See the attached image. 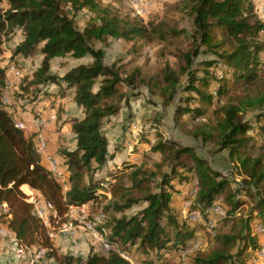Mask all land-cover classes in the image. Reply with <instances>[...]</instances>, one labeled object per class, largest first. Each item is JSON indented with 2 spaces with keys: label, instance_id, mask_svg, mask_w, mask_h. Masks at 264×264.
Segmentation results:
<instances>
[{
  "label": "trees",
  "instance_id": "16d2710c",
  "mask_svg": "<svg viewBox=\"0 0 264 264\" xmlns=\"http://www.w3.org/2000/svg\"><path fill=\"white\" fill-rule=\"evenodd\" d=\"M3 0H0V2ZM0 9V45L14 29L21 39L14 54L27 56L37 50L38 66L20 86L47 94L42 88L54 85L57 92L72 89V101L81 109L71 119L74 148L62 149L67 188L40 162V153L30 137L14 124L2 102L4 67H0V222L29 250L44 248L54 264H177L190 242L209 233L204 222L214 221V247L209 252L187 253L193 264H252L250 258L262 239L253 225L264 227V21L256 13L253 0H182L178 10L188 24L176 28L164 20L142 23L100 7L97 0H5ZM68 6V10L63 7ZM82 9L95 14L83 28L75 26L73 15ZM186 35L185 51L175 54L180 64L175 71L166 68L149 75L138 66L125 71L116 61L106 63L103 50L95 42L167 41ZM220 34V35H219ZM71 55L87 59L62 75L50 72V61ZM181 76H185L183 86ZM140 89L157 92L170 104L179 92L173 120L187 116L189 136L200 146L225 151L230 175L215 169L197 145L178 142L151 121L155 139L149 152L157 154L139 164L123 161L107 171V203L98 231L107 230L105 239L112 248L100 253L89 250L84 258L57 252L27 201L20 186L26 184L62 215L69 205H79L95 197L100 179L95 173L111 158L105 124L128 104ZM262 121L261 125H256ZM142 133V138H146ZM249 150L258 153L252 155ZM92 164H94L92 166ZM234 175V176H233ZM239 179H237L238 177ZM196 182L189 209H196L200 221H188L173 205L172 193L183 199ZM242 195L243 199L240 198ZM218 204L223 215L210 208ZM248 204L241 216L239 209ZM136 208V211L128 213ZM253 222V224H252ZM229 223L226 230L222 228ZM119 252L132 257L123 258Z\"/></svg>",
  "mask_w": 264,
  "mask_h": 264
},
{
  "label": "rangeland",
  "instance_id": "374dc122",
  "mask_svg": "<svg viewBox=\"0 0 264 264\" xmlns=\"http://www.w3.org/2000/svg\"><path fill=\"white\" fill-rule=\"evenodd\" d=\"M181 1L182 0H97L100 7L109 8L121 16L127 15L131 18H137L142 23L164 20L169 25L176 28H185L188 22L178 10ZM255 1L258 9V6L263 0ZM2 3L3 1L0 2V9H2ZM63 9L68 10V6L63 7ZM94 17V13L88 9H82L77 12V14L73 15V20L75 26L81 29L90 21L94 20ZM258 17L264 21L263 14ZM20 38L21 31L19 29H14L10 38L4 40L0 45V67H4V87L2 89L1 99L5 105L9 104L7 108L14 119V123L17 120H21L19 122L24 124L25 128L27 122L29 123L33 131L28 137H30L35 143L39 153L44 157L47 156V158L56 159L58 161V158L49 156V154L52 152V147L56 145L57 147L61 146L63 149L68 150L74 146V135L69 126H67L63 120L71 119L72 115L76 113V107L71 104L72 99H70L69 90L64 91L63 98L59 97L62 98L59 103H56L55 100L52 101L53 98H56L55 92H57L55 91L57 88L54 85H48L42 88V91H47L46 95L42 92L38 94V91L33 87H30L26 91L21 90L20 86L25 85L26 78L31 71L38 66L41 57L37 50H34L27 56L14 54V47L19 42ZM188 44V38L183 34L178 39H168L167 41L153 40L148 42L145 40H135L126 42L123 40L108 39L104 42H95L94 46L100 47L103 50V57L106 63L116 61L125 71L132 69L134 66H138L144 73L149 75H160L161 71L166 68L175 71L178 70L180 62L175 54L180 51H185ZM260 57L264 61L263 52L260 53ZM84 60L85 59L73 58L69 54L64 57H57L53 60L51 59L50 72L56 74L62 73L65 70L66 65L74 66ZM184 81L185 76H181L180 88L181 85L183 86ZM59 94L60 93H58V95ZM181 95H189V92H179L172 103L166 104L157 92L148 93L145 89H140L138 94L136 93L130 97L128 104L123 106L127 108L128 113L124 114L125 112H122L121 116H117V114L113 121L105 124L104 129L105 135L108 139V151H112L113 146L119 145V136L117 138L113 137V135L119 131H121L122 135L125 132L133 135L134 132V144H138L137 146H142L147 150V148L150 147L148 140L155 139V130L149 128L151 125L150 122L155 120L160 123L161 131H163V133L169 138L181 143L200 146L189 136L190 134L188 131L191 126L187 121V116L181 118L177 123L173 120L174 107L178 101L177 97ZM4 100L6 102H4ZM32 110H39L41 114L46 115H52L51 113H53L51 122L39 129L33 127L30 123V114L33 113ZM132 117H134L136 121L134 122L135 125L130 127L131 125L126 124L124 121L126 120L127 123H131L133 122L131 121ZM261 124L262 121H259L256 125ZM145 130H147L148 133H146V138L143 139L140 137L139 133L144 132ZM111 138H114V141H111ZM123 140L124 139H122V143H124ZM256 141L258 144H262L264 143V137L257 138ZM126 144L124 143L123 147H126ZM199 148L203 150L202 153L208 157L211 165L215 169L228 175V178L232 180V185L235 186L237 180H233L230 175V167L226 152H215L209 145L203 147L200 146ZM117 150L114 154L118 153ZM249 151L252 155L258 153L256 150ZM93 165L94 164H92V166ZM60 171L61 176H56L59 181L64 175V171L61 169ZM95 174H98V171ZM98 176L100 175L98 174ZM237 179H239V177ZM259 187L264 191V182L259 184ZM191 188L192 187H190V189ZM172 196L175 198L174 193H172ZM26 197L27 201L32 202L33 205L36 204L37 206L41 204L42 200L37 196L26 195ZM107 198L108 196L101 195L99 199L94 198L88 200L87 202L82 203V205L79 204L78 207L74 206L72 208L69 207L70 205L68 206L67 211L62 214L65 216H62L63 218L59 223L71 226L74 231L72 234L60 235L59 233H56L52 236L51 239L53 240L57 252L80 256L82 258L86 256L90 249L104 253L102 252L99 237L93 236L91 232L83 228V220L84 217L94 218L95 214L102 210V207L107 203ZM188 198L189 197L183 199L181 195H178L174 201H176V203H183V201ZM240 198L243 199L242 195H240ZM89 201H92V204H87L90 203ZM248 208V204L241 206L238 217H241ZM2 211L3 209L0 208V213ZM134 211H136V208L129 210L128 213ZM215 219L217 220V218L213 217L214 221H216ZM0 222H3L1 216ZM101 224L102 222H96L95 227L97 230ZM228 225L229 223H227L222 229L226 230ZM206 233L207 232H205L200 238L190 242V246L186 250L188 254H192L194 250L199 252H209V250L215 246L212 241L214 234L211 235L210 232L208 234ZM263 238L264 237L262 236V239ZM263 241L264 240H260V242ZM35 250H38V248L36 247L30 251L33 252ZM44 253L45 251L39 254L36 264H54L55 262L53 258L46 257ZM186 254L182 253L180 261L177 264H193L190 257L186 256ZM127 258H129L131 262L133 261L132 257L129 255H127ZM22 260L23 258H16L12 243L0 240V264H16V262L22 264Z\"/></svg>",
  "mask_w": 264,
  "mask_h": 264
},
{
  "label": "built area",
  "instance_id": "2783aa9c",
  "mask_svg": "<svg viewBox=\"0 0 264 264\" xmlns=\"http://www.w3.org/2000/svg\"><path fill=\"white\" fill-rule=\"evenodd\" d=\"M258 16L264 14V6H261L257 9ZM4 102H6L4 100ZM30 123L35 128H42L46 126V124L51 122V118L53 115H46L41 114L39 110H34L33 113L30 114ZM15 126L22 131H24L26 128L24 124H22L19 121H15ZM50 172L51 174L55 176H61V171L63 169V166L60 164L59 161L56 159L47 158ZM61 167V168H60ZM106 188L108 189V184H106ZM196 182L193 183L192 188L188 191V199L184 200L181 206L179 207V215L188 220V221H200L201 215L198 210L196 209H189V205L191 204V201L195 195L196 192ZM82 205V204H81ZM35 213L37 217H39L44 229L45 233L49 238H52L56 233H59L60 235H66V234H72L73 228L69 225H65L61 222L62 218L65 215H60L57 213V211L53 208V206L48 202L43 200L41 204L33 205ZM78 207V205H70L69 207ZM210 210L216 214V215H223V210L221 206H219L217 203L213 204L210 208ZM63 216V217H62ZM85 216V215H84ZM104 218V214L102 212H97L95 214L94 218H87L84 217L83 220V228L88 230L92 233L93 236H97L100 239V245L104 252L109 251L113 244H110L106 241L105 236L107 235V230L102 229L101 232H99L96 229V222H101ZM204 224L206 225L207 229L209 230L210 234H214L213 226H214V220L213 219H207ZM253 232L258 233L264 237V227L260 223H256L253 227ZM0 240L2 241H8L13 244V250L14 254L17 259H22V264H36L38 256L40 253L44 252V248H38V250H35L31 252L24 244L20 243L16 237L15 234L8 229L6 226L0 223ZM119 254L129 260L127 258V255L124 252H119ZM130 261V260H129ZM251 263L253 264H264V241L259 242L258 246L254 250L252 256H251Z\"/></svg>",
  "mask_w": 264,
  "mask_h": 264
},
{
  "label": "crops",
  "instance_id": "0c3cea01",
  "mask_svg": "<svg viewBox=\"0 0 264 264\" xmlns=\"http://www.w3.org/2000/svg\"><path fill=\"white\" fill-rule=\"evenodd\" d=\"M254 2H256L255 0H253ZM5 3V0H3V3L1 4L2 6H1V8L2 9H5L6 8V3ZM256 4V3H255ZM261 6H264V0L262 1V3L258 6V7H261ZM264 15V14H263ZM21 37H22V35H21ZM21 39V38H20ZM20 41V40H19ZM57 58V57H56ZM53 59H55V58H53ZM52 59V60H53ZM85 60H87V59H85ZM84 60V61H85ZM70 67H72V66H68V65H66V68H65V70L62 72V73H57L58 75H62L66 70H68ZM69 90V96H70V99H72V89H68ZM55 91H57V89L55 90ZM58 93L59 92H55V95H56V98L54 99H52V101H54L55 100V102L56 103H59L61 100H62V98L64 97V93L63 94H59L58 95ZM59 97H62V98H59ZM71 104L73 105V106H75L76 107V113L74 114V115H72V118L71 119H73V118H79V117H81V115H82V111H81V109L80 108H78L75 104H74V102L73 101H71ZM40 108V107H39ZM33 111V110H32ZM122 112H125L124 114H127L128 113V110H127V108L126 107H122L120 110H119V113H118V115L117 116H121V114H122ZM31 113V112H30ZM29 114V113H28ZM52 115H53V113H51ZM12 116V115H11ZM28 116V115H27ZM28 118V117H27ZM12 119H13V117H12ZM18 119H21V118H18ZM71 119H64L63 121H64V123L67 125V126H69V128H70V126H71ZM115 119V117H112L107 123H109L110 121H113ZM14 120V119H13ZM17 120V119H16ZM17 121H21V120H17ZM131 121H133V122H131V123H127V121L125 120L124 122H126V124H129V125H131L130 127H132V126H134L135 124H134V122L136 121V119L134 118V117H132L131 118ZM106 123V124H107ZM122 124V123H121ZM71 130V129H70ZM32 131H33V129L31 128V126L29 125V123L27 122V126H26V129L23 131V134L26 136V137H28V136H30V134L32 133ZM133 132V131H132ZM131 132V133H132ZM144 132H147L148 133V131L147 130H145ZM144 132H141V133H139V135H140V137H142V133H144ZM118 133V134H117ZM116 134H114L113 135V137L114 138H117L118 136H119V145H116V146H113V148H112V151H108V153H109V155H110V159L107 161V164H106V166L105 167H103L102 169H100L99 171H98V174L100 175V176H98V174H95V177L97 178V179H100V183H99V185H98V188L96 189V192H95V197L94 198H96V199H99L100 198V196L101 195H106V196H108L109 197V195H108V189L106 188V180H108V176H107V171H112V170H114L115 168H117L123 161H125V160H127V161H129L130 163H133V164H139L142 160H144V159H147V157H150L151 159H156L157 157H158V155L157 154H153V153H151V152H149V147L147 148V150H145L142 146H137L138 144H134V139H135V137H134V132H133V135L131 134H129V133H124L123 135L121 134V131H119V132H117ZM126 135H128V136H126ZM124 136H126V137H124ZM147 136V135H146ZM114 138H111V141H114ZM122 139H124L123 141H124V143L126 144V147H123V144L124 143H122ZM108 140V139H107ZM153 141H154V139L152 140H148V143L151 145L152 143H153ZM136 142V141H135ZM74 145H75V143H74ZM143 145V144H142ZM149 145V146H150ZM74 148V146L73 147H71L70 148V150L71 149H73ZM63 148L61 147V146H58L57 147V145L56 146H54V147H52V152L49 154V156H52V157H55V158H58V161L59 162H61V160H62V156H61V154H60V150H62ZM118 149V150H117ZM116 150H117V154H114V153H116ZM40 162H41V164L44 166V167H46L49 171H50V167H49V164H48V161H47V156H43L41 153H40ZM65 168H64V166H63V169H62V171L64 170ZM60 182H61V184H62V188H63V190H65L66 188H67V181H66V175L64 174L63 176H62V179L60 180ZM20 190L24 193V194H26V195H32V196H37L38 198H40V200H42L43 201V198L40 196V194L37 192V191H35V190H32V189H30L26 184H23V185H21L20 186ZM175 194V193H174ZM178 195L179 194H175V198L176 197H178ZM93 198V199H94ZM174 197L172 196V201H173V205L176 207V208H179L180 206H181V204H182V202H180V203H176V201H174V199H173ZM41 201V202H42ZM90 203H87V204H92L91 202L92 201H89ZM5 211V208L3 209V212ZM251 262V261H250ZM16 264H19L18 262H16Z\"/></svg>",
  "mask_w": 264,
  "mask_h": 264
}]
</instances>
